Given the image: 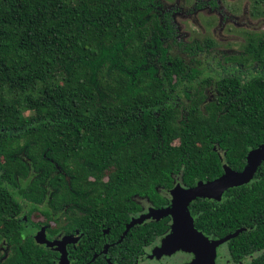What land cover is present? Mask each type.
I'll use <instances>...</instances> for the list:
<instances>
[{
  "label": "trees",
  "instance_id": "obj_1",
  "mask_svg": "<svg viewBox=\"0 0 264 264\" xmlns=\"http://www.w3.org/2000/svg\"><path fill=\"white\" fill-rule=\"evenodd\" d=\"M106 1L0 0V152L4 137L15 136L25 128L41 129L37 136L45 139L52 124L75 130L96 127L103 134L105 128L126 124L132 107L155 110L159 100L155 82L146 81L142 69H128L130 66L118 53L121 46L116 42V23L112 21L106 28V20L99 19L112 8L114 20L121 15L136 16L150 8L159 9L160 0ZM171 20L170 12L161 15L166 37L187 56L200 54L197 48L176 40ZM249 50L258 49L249 46ZM115 64L121 72L111 70ZM214 74L219 79L230 76L228 81L234 85L233 90H238L240 103L231 107L226 120L211 126L210 132L204 131L205 149L192 152L183 147L186 152L176 163L166 170L157 169L159 179L154 178L152 186H164V179L179 171L183 183L192 186L190 189L202 183L195 185L196 180L212 182L221 177L224 166L212 150L213 143L224 152L225 166L236 173L245 168L248 153L264 144V56L260 65L249 71L228 67L214 70ZM130 80L134 83H125ZM165 83L171 90L166 79ZM71 93L97 96L100 100L73 109L64 100ZM55 103L59 105L56 109ZM63 105L69 117L61 112ZM26 111L30 115L26 116ZM4 176L0 172L2 213L11 206L9 200L5 205L2 198L13 196L14 201V195L21 193L9 185L10 173ZM105 185L108 188L104 192L113 197L118 183ZM154 193L152 188V199ZM189 208L193 226L205 233L215 231L216 237L230 240L231 248H249L253 244L264 250V160L248 183L225 189L219 200L196 198ZM2 218L11 222L10 215ZM152 225L166 227L161 222Z\"/></svg>",
  "mask_w": 264,
  "mask_h": 264
},
{
  "label": "rangeland",
  "instance_id": "obj_2",
  "mask_svg": "<svg viewBox=\"0 0 264 264\" xmlns=\"http://www.w3.org/2000/svg\"><path fill=\"white\" fill-rule=\"evenodd\" d=\"M160 3L159 9L150 8L136 16L121 15L115 20L112 8L99 19L106 20V28L110 22L116 23V42L121 46L118 53L130 66L128 69H142L146 81L155 82L159 93L155 110L132 107L126 124L105 128L103 134L96 127L82 126L78 133L74 128L52 124L46 139L37 136L39 128H25L15 136L4 137L1 176L10 173L8 181L14 187L19 179L29 177L27 191L31 193L26 194V199L40 202L46 195L45 186L50 184L51 198L69 208L71 221L74 213L95 211L97 196L110 177L112 183L119 185L114 204L128 205L130 196L142 197L150 189L151 180L159 176L157 169L166 170L179 160L186 152L183 147L192 152L205 149L204 131L210 132L211 126L226 120L231 107L240 103L238 90H233L234 85L228 81L230 76L216 78L214 70L235 67L249 71L260 65L264 56V0ZM168 12L177 31L176 40L197 48L201 54L187 56L166 37L161 15ZM249 46L258 50L252 52ZM111 70L121 72L117 64ZM207 72L209 76L204 75ZM163 77L171 90L166 88ZM64 100L77 109L100 99L71 93ZM57 106L55 103L54 109ZM62 108L64 117H69L66 105ZM30 113L26 111L25 115ZM5 198V205L9 200L11 206L3 213L0 210V228L15 225L13 219L8 222L2 218H12L16 210L11 197ZM170 249L168 243H162V248L156 247L153 254Z\"/></svg>",
  "mask_w": 264,
  "mask_h": 264
},
{
  "label": "flooded vegetation",
  "instance_id": "obj_3",
  "mask_svg": "<svg viewBox=\"0 0 264 264\" xmlns=\"http://www.w3.org/2000/svg\"><path fill=\"white\" fill-rule=\"evenodd\" d=\"M76 131L82 132L81 128ZM212 146L221 167L225 166L224 152L217 144ZM164 180V186L150 185L142 197L130 196L128 205L118 206L114 204L116 193L108 197L104 192L108 188L105 184L112 181L108 177L102 186L104 190L97 196L95 211L74 213L71 221L69 208L63 204L61 208L59 200L51 198L50 184L45 186L46 195L37 202L25 197L31 193L27 191L29 177L19 179L16 187L10 183L21 193L14 195L16 210L11 218L14 227L10 231L5 229L7 225L0 228L3 229L0 230V264H200L189 248L191 243L186 241L191 235L204 238L208 250L214 253L213 264H264V250L258 246L250 244L249 248L245 245L233 249L230 240L216 237L215 231L205 233L194 226L185 227L188 231L183 233L181 227H173V218L161 213L171 208L174 194H181L192 186L183 183L181 171ZM199 182L205 184L208 180H196L195 185ZM192 202L187 206L191 217ZM65 212L68 213L64 215ZM154 222L166 227L153 226ZM162 243H168L171 249L153 254L156 247L162 248ZM185 244L188 248H183Z\"/></svg>",
  "mask_w": 264,
  "mask_h": 264
},
{
  "label": "water",
  "instance_id": "obj_4",
  "mask_svg": "<svg viewBox=\"0 0 264 264\" xmlns=\"http://www.w3.org/2000/svg\"><path fill=\"white\" fill-rule=\"evenodd\" d=\"M263 160L264 144L248 153L246 166L242 172L236 173L227 166H224V174L214 181L205 184L199 183L194 189L184 191L181 194H174L171 208L164 210L161 215H170L173 218V227H181L184 229L182 231L183 233L187 232L188 230L185 227H194L192 218L187 211V206L191 201L200 197L219 200L225 189L248 183L252 179L258 165ZM195 240H198V242L193 247ZM186 241L191 243V247L189 248L195 252L200 264H213L214 253L212 250H208L205 240L201 235L198 237L191 235ZM183 248H188V246L185 244Z\"/></svg>",
  "mask_w": 264,
  "mask_h": 264
}]
</instances>
